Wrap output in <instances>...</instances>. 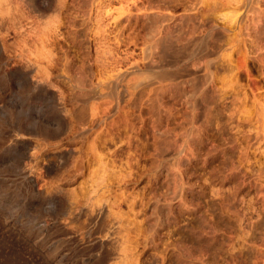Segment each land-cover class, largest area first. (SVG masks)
<instances>
[{
    "label": "rangeland",
    "instance_id": "1",
    "mask_svg": "<svg viewBox=\"0 0 264 264\" xmlns=\"http://www.w3.org/2000/svg\"><path fill=\"white\" fill-rule=\"evenodd\" d=\"M0 264H264V0H0Z\"/></svg>",
    "mask_w": 264,
    "mask_h": 264
}]
</instances>
